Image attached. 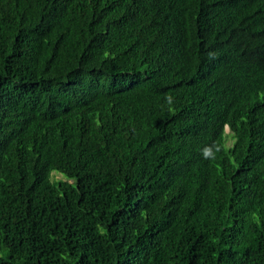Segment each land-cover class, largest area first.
<instances>
[{
  "label": "trees",
  "instance_id": "trees-1",
  "mask_svg": "<svg viewBox=\"0 0 264 264\" xmlns=\"http://www.w3.org/2000/svg\"><path fill=\"white\" fill-rule=\"evenodd\" d=\"M263 91L264 0H0V264H264Z\"/></svg>",
  "mask_w": 264,
  "mask_h": 264
},
{
  "label": "clouds",
  "instance_id": "clouds-1",
  "mask_svg": "<svg viewBox=\"0 0 264 264\" xmlns=\"http://www.w3.org/2000/svg\"><path fill=\"white\" fill-rule=\"evenodd\" d=\"M259 101H263L264 102V91L260 95V99H257V100L256 99H250L249 100V103L254 104V103H257ZM223 130H224V135L227 137L226 146L227 147H231L233 145V141H234L232 138H230V135L232 134L231 133V130H230V128H229L228 125H225ZM229 142H230V144H228ZM213 145L214 144H211L210 145L209 150H208V153L204 157V160H209V158L212 156Z\"/></svg>",
  "mask_w": 264,
  "mask_h": 264
},
{
  "label": "rangeland",
  "instance_id": "rangeland-1",
  "mask_svg": "<svg viewBox=\"0 0 264 264\" xmlns=\"http://www.w3.org/2000/svg\"><path fill=\"white\" fill-rule=\"evenodd\" d=\"M228 144H230V142ZM56 178H60V175H57Z\"/></svg>",
  "mask_w": 264,
  "mask_h": 264
}]
</instances>
